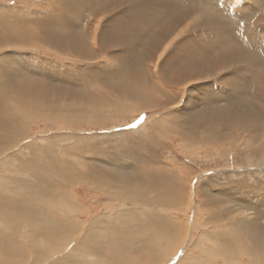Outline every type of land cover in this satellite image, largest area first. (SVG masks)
Returning <instances> with one entry per match:
<instances>
[{
	"label": "bare ground",
	"instance_id": "bare-ground-1",
	"mask_svg": "<svg viewBox=\"0 0 264 264\" xmlns=\"http://www.w3.org/2000/svg\"><path fill=\"white\" fill-rule=\"evenodd\" d=\"M0 1L10 2L11 0ZM150 1L154 4L157 2V0ZM209 1H201L204 5L199 9L193 8L194 14L191 16H193L196 22L200 18L199 15H204L207 11L220 8L217 0ZM254 6H252L253 10H255ZM262 6L263 3L260 2L259 7ZM116 7L118 5H114L115 9ZM166 9V11L171 13V17L169 19L163 18L164 21L159 20L162 24L165 23L166 27L161 32L159 30V33L151 38H141L147 29H145L144 24L139 27V29H143L139 34L130 33L133 38H128V40L131 41L128 42L125 39V43H123L120 39L117 45L123 51L131 52L133 56L125 55L120 57L115 64L113 73L106 75V77L99 76L98 80H94V84L91 85L79 86L74 83H70L73 86L65 85V82L61 79H55V76H52L51 79L56 80V84L53 83L54 81L44 82L41 77H35L31 72L24 70L18 64L14 66L7 62L8 60L1 61L0 181L6 184L3 188L5 192L9 185L13 186L9 189L12 194L11 200L6 203L0 201V264H42L46 261L51 247L55 246V244L58 245L62 242L71 241L80 235L81 232L83 240L78 242L80 245V248L77 249L79 251H77L78 255L73 256L72 259L66 260L64 258L67 264H88V257H90L91 253L96 258L95 264H122L127 258L133 257V254H129V251H132L134 254L135 252H139L140 261L144 264H160L176 248L182 234L181 231V234H179V226L171 224L164 216L155 214L147 206L154 203L153 205L175 209L177 204L179 205V202L183 201L184 195L179 190L181 187L179 176L182 174L176 173L179 171L175 173L173 171L170 172L169 169L163 166L157 168L148 167L146 164L150 162V159L139 157L135 152H131L130 156H127L129 157V163L127 160L118 159L114 155H104L102 157H106L105 159L107 160V163L104 164L105 166H99L97 162H91V164L85 162L83 151L81 153L84 156L79 155L81 161L78 159L71 160V149L62 147L61 143L64 140L59 135L54 137L51 144L45 146H36L37 144L19 146L20 141L26 139L31 134L28 125L33 121L43 120L42 122H46L47 120L55 119V124L58 121L71 127H80L82 124H97L109 119V116H106L108 114L106 109L110 110L114 115L117 112L126 110L128 108L126 103H133L134 106L130 105L133 110H142L150 108L155 98H161L157 94L160 95L163 92L161 93L158 87L150 84L147 78L146 66L149 62L148 59H151L149 52L158 42L164 41L163 44L166 43L164 53L168 49L170 50V45H172L173 41L180 35H183L184 32V30L181 32L177 30V27L181 23H184V20L181 21V19V22H176V20L184 15H188V10H184L182 14L179 10L172 11L168 8ZM105 10L110 11L109 8ZM6 11L8 12V9ZM72 11V13H78L76 8H72ZM223 12L217 14L216 20L222 22V26L230 30L228 33L227 30L225 32L229 39L223 34L224 30L222 31L223 33H220V30L218 31L219 33L215 31V35L210 36L208 28V34L206 33V41L208 43L203 39L196 40L192 35L187 38L183 36L185 38L184 42L180 43L176 48H181L184 51V57L186 58L184 61L186 60L189 63L186 67H191V64L193 66L198 64L201 71L209 70L215 72L219 70L222 72V69L225 68L223 67L224 65L230 67L235 61L241 63L242 61H250L251 58L257 63L261 58L263 59L262 56L264 54L260 53L257 49L262 46L261 42H258L257 39L251 40L250 38L253 37L252 33L250 38L247 34L244 39L248 37L252 45L259 44L256 48H250L245 43L246 41L235 38L231 26L234 20H239L238 16L230 14V11L227 12V9L223 10ZM239 16L243 19V16L249 17L250 22L251 19L256 18L249 9L244 10ZM226 17L232 18V21L230 20L231 23H229ZM225 18L226 20H224ZM150 22L155 23L156 19L153 18ZM159 22L156 24L159 25ZM154 23L150 27L156 26ZM75 24L77 23L75 22ZM9 25L6 20L0 19V30L2 29L10 33L3 42L8 43L11 39L14 41L23 40L22 42H24L30 38L25 39L22 36L20 37L19 34L12 31ZM56 28L58 34L56 36H45V40L43 39L44 44H49L52 49L58 50L60 54H71L77 59H84L85 61L94 59L92 50L82 42V39H86L85 35H80L77 29L70 26L58 25ZM28 34L30 35V33ZM47 35L50 34L47 33ZM137 38H140V41H142H135ZM31 41L28 43L32 45ZM36 42H40V40L37 41L36 39ZM8 46L11 47L10 45ZM17 46L15 47L17 48ZM38 46L41 48V45ZM19 47L22 48V46ZM213 47L215 49H212ZM59 53L55 52V54ZM123 54L125 53L123 52ZM180 54V51L172 53L171 59L174 62H170L169 66L171 68L167 67L169 70L172 69L171 72L182 68L179 61H175L176 58H179ZM191 57L194 60H191L190 64L189 59ZM158 58H161V56L159 55ZM257 69L260 70L261 68L257 67ZM154 70H150V72L152 71L153 73ZM247 72L243 70V72L241 71V73L234 77L231 74L229 78L221 79L222 86L214 87L215 85L209 84L212 87H208L206 86L207 83H205L203 85L204 88L202 87V89L196 91L194 97L186 101L184 112L178 113L176 117H172L170 116L174 113L172 111L168 114L167 118L159 120L158 128L162 136L171 133L172 135H170L173 137L172 142L179 141L182 149L190 148L193 150L202 142L217 141L220 136H224L226 144H229L234 137L236 138L239 135L235 131L229 134L228 129L231 128L241 131V134H250L251 137L245 140L243 151L252 150L256 152L255 148L260 145L264 149V102L259 101L253 108L245 104L244 89L259 91L258 88H254L255 80L249 81L250 79L245 76L246 74L250 77L251 74ZM84 84L86 83L84 82ZM260 90H264V84ZM227 91H231V95L221 103L217 104L215 101H211L215 95ZM162 95L164 96V98L162 97L163 99L167 96L164 93ZM163 99L159 101L164 103L166 100ZM177 108H179L178 105ZM54 123L48 122L47 128H57ZM241 143L243 145L242 141ZM220 144L221 142H217L214 147ZM72 145L74 144L72 143ZM10 149H14V151L5 156ZM210 151V149L206 150L207 158L212 156ZM3 155L5 157L1 158ZM89 155L91 156V154ZM261 165L262 167L264 166V164ZM57 168L62 169L63 173L58 174L59 170ZM77 168H84L81 171L83 176L74 172ZM182 177L185 179V183H187L186 176L183 175ZM56 180H59L57 184H55ZM77 183L96 189L100 193L107 195L111 200H120L121 202L126 200L132 204L131 206L135 204L139 205V207L134 208L135 210H125L117 214L110 212L111 217L99 218L96 216L85 229L83 226L85 222L77 220V217L83 216L85 213L69 198L72 194L70 192L71 187L77 185ZM150 194H153L154 199L152 197L149 200L148 196ZM248 195L245 194L244 197L249 198ZM245 200L246 202L248 201V199ZM236 204L242 209L246 208L244 204L242 205L237 202ZM59 210H63L64 212L59 213ZM205 214L207 219L203 224L206 227L207 233L203 234V238L215 249L213 248V250L209 251L203 246L200 248L196 246L200 256L208 257L214 262L218 258H221V262L223 263L220 264H226L227 260L225 258H232L237 253V249H241L242 252L239 253L243 254L246 259L242 264H264V228L256 220V217L261 218V216H264L263 213H260V211L251 213L254 217L246 216L243 218L240 216L241 219L245 220L236 218L234 219L235 222L232 220L227 228L226 225L224 227L220 226L219 222L216 221V217L214 218L216 214L214 208H211V210L208 208ZM146 221L150 224H146ZM208 226L212 228L209 229ZM90 230L101 234L102 237H87L86 233ZM20 232H26L24 233L27 237V239L24 237L26 239L25 242H21L17 238L19 237L18 235H23ZM209 233L213 236L210 237ZM141 236H143L142 239L140 238ZM182 236L184 237V235ZM135 241L137 245L132 244ZM180 241H182V238ZM127 250L128 252L125 254ZM32 256H34L33 262L30 259ZM180 260H177V264H215L197 256L183 257ZM65 261H59L57 264H65ZM238 263L241 264V261L234 264Z\"/></svg>",
	"mask_w": 264,
	"mask_h": 264
},
{
	"label": "rangeland",
	"instance_id": "rangeland-1",
	"mask_svg": "<svg viewBox=\"0 0 264 264\" xmlns=\"http://www.w3.org/2000/svg\"><path fill=\"white\" fill-rule=\"evenodd\" d=\"M23 1L24 0H11L10 2L0 1V19L6 20L7 23L10 24L9 26L12 31L19 34L20 37L22 36V38L25 39L30 37L24 42H22L23 40L14 41L11 39L7 43L3 42V40L7 38L10 33L2 29L0 30V49H2L0 50V70L2 69L1 61L8 60L7 62L11 65L15 66L18 64L22 66L24 70L31 72V74L35 77H41L44 82L54 81L53 83L56 84V80L51 79L52 76H55V79H61L65 82V85L70 86H73L70 83L78 84L79 86L91 85L94 84V80H98L97 78H99V76L106 77V75L113 73L115 64L120 57L125 55L133 56L129 51H123V49L117 45L118 41L120 39L123 43H125V39L128 42L131 41L128 40V38H133L131 34H139L143 30L139 29V27L144 24L145 29H147L141 38H151L152 36L158 34L159 30L161 32L162 29L166 27V24H162L161 21H164L163 18L169 19V17H171V13L166 11V8L172 11L179 10L182 14L184 13V10H188V15H184L183 17H180V19L176 20V22L184 20V23H181L184 25L180 24L182 27L180 25L177 27L178 31L181 32L184 30V32L183 35L177 37L173 41L172 45H170L172 48H170L171 51L167 48L168 50L164 53V46L166 45V43L163 44L165 42L164 41L158 42V44L149 52V56L152 60L148 59L149 62L146 66L147 78L149 79L148 81L150 84L158 87L161 90V93L163 92L164 95H167L165 99H163V93L160 95L157 94L161 98H155L151 105L152 107L150 106V108L142 110H133L130 105L134 106V104L126 103L128 108L122 112H117L114 115L110 112V110L106 109L108 112L106 116H109L107 121L99 122L97 124H82L80 127L76 126L77 128L64 125L63 122L58 121L55 124V119L47 120L46 122L44 121L45 123L42 122L43 120L33 121L28 125V129L31 134L28 135L26 139L20 141L19 146H27L28 144L45 146L51 144L54 137L59 135L62 136V139L64 140V142L61 143V145H63L62 147L71 149V160L78 159L81 161L79 159V155L84 154L85 156H83L85 157V162H97V165L105 166L104 164L107 163V160L105 159L106 157H102L104 155H114L118 159L127 160L129 163V157L127 156L131 154V152H135L139 155V157L150 159V162H147L146 164L148 167L157 168L163 166L169 169L170 172L173 171L175 173L176 171H179L176 173L182 174L179 176V181H181V187L179 190L184 195L183 201L179 202V205L177 204L175 209L160 205H153L154 203L147 206L148 209L150 207V210L155 212V214L164 216L171 224L175 226L178 225L179 234L182 232L181 236L184 235V237L180 236V240L182 238V241L178 240L179 243L176 248H174L173 252L168 254L167 257L160 262V264H177V260L181 261L180 258L182 259L183 257L188 258L197 256L206 260L209 259L208 257L200 256V254H198L199 250L196 248V246H198V248L203 246L209 251L214 248H212V245L207 243L203 238V234L207 233L203 222L207 219L205 212L208 208L210 210L211 208H214V212H216L214 218L216 217V221L219 222L220 226L224 227L226 225V228L228 227V224L236 218L239 220H245L241 219L240 216L243 218L246 216L254 217L251 213H256L257 211H260V213H263L264 215V166L262 167L261 165L264 164V149L261 148L262 146L260 145L258 147L254 146L256 147V152L252 150H242L245 140L251 137L250 134H241V131L229 128V134L233 131L239 134L236 137L238 140L234 137L231 141L234 144L230 142L231 144L229 143V146V144H226L224 136H220L217 141L208 143L202 142L192 150L190 148L182 149L179 141L172 142L173 137L171 136V133V135L167 133L162 136V133H160L158 128L159 120L167 118L168 114L172 111L174 112L170 115L172 117H176L178 116V113L184 112L183 110L186 107V101L192 99L196 91H199L202 87L204 88L203 85H205V83H207L206 86L208 87H212L213 85H215L214 87L222 86L221 82L223 78H229V75L231 74V76L234 77L241 73V71L243 72V70L248 71L247 73L253 75H250L249 77V75L245 74V76L250 79L249 81L253 79L255 80L254 83H256L254 84V88L256 87L259 89V91L244 89L245 104L250 108H253L259 101L264 102V90H260L261 86L264 84V56H262L263 59L260 57L262 61L260 60L257 63L250 58V61H245L246 63L244 61L241 63L235 61L230 67L224 65L223 67L225 68L222 69V72L219 70L212 72L209 70H199L200 67L198 64L193 66L191 64V60H194V58L192 57L189 59L191 67H186L189 63L186 60L184 61V59H186L184 57V51L181 48H176V46L184 42L185 38L191 37V35L196 40L203 39L206 41V35L208 34L207 28L209 29L210 36L215 35V31L219 33L218 31L220 30V33L224 32L223 34L227 39H229L227 33L228 31L230 32V30L223 27L222 22L216 20L217 14L224 13L223 10L225 9H227V12L230 11V14L236 17L238 16L239 20H234L232 23L233 25L231 26L233 28L235 38L246 41L245 43H247L250 48H256L259 46V44L252 45V43H250V39H257V41L261 42L260 44L263 46L264 0H217V4L220 8L207 11L204 15H199L200 18L197 22L193 19V16H191L194 14L193 8L199 9L204 5L201 1L209 0H157L155 4L150 0H25L27 3ZM260 2L263 3L262 7H259ZM114 5H118V7L115 9ZM253 5H255V10L252 8ZM72 8H76L78 13H72ZM106 8H109L110 11L105 10ZM6 9H8V12ZM247 9H249L252 15L256 17L255 19H251V22L249 17L247 18L243 16V19L239 16L240 13L242 14L244 10L246 11ZM152 15L153 18L156 19L155 23L150 22L153 20ZM188 16L190 17L187 18ZM226 18L229 23H231L230 20L232 21V18ZM226 18L224 20H226ZM29 19L32 21L31 23ZM160 19L161 21L159 22ZM75 22L77 24H75ZM158 22L159 25L156 24ZM153 23L156 24V26H154L155 28L153 27L154 29L150 27ZM58 25L70 26L71 28L77 29L80 35H85L86 39H82V42L85 45H88V47L92 50L94 59L85 61L84 59H77L71 54H60L58 50L52 49L49 44H44L43 41L45 40V36H56V34H58L56 30V26ZM226 30L227 33H225ZM28 33H30V35ZM47 33L50 35H47ZM251 33L253 34L252 38H250ZM247 34L250 39L248 37V39H244ZM36 39L37 41L40 40V42H36ZM30 41L32 42V45L28 43ZM135 41H140V38L135 39ZM13 43L15 46L18 45L25 48H18L17 46L18 51L20 50L18 52ZM38 45H41V48ZM262 46L257 49L260 53L264 54V46ZM212 49H215V47ZM121 50L125 54H123ZM54 51L60 55L55 54ZM176 51H180L181 53L180 56H178L179 58L175 59V61H179L180 66L182 65L183 70L182 68L180 69L181 74L179 69H173L174 71L172 72V69H167V67L171 64L170 62H174L172 61L173 59H171V55ZM159 55L161 58H158ZM174 55L176 56V54ZM257 67H260L261 69L259 70ZM150 70H154L153 73L152 71L150 72ZM84 82L86 84H84ZM156 83L158 84L156 85ZM230 95L231 91L222 92L215 95L211 101H215L219 104ZM161 99L166 101L161 103L159 101ZM177 105L179 108H177ZM237 112L239 111L237 110ZM48 122H53L57 128H47ZM241 141L243 142V145ZM217 142H221V144L214 147ZM72 143L74 145H72ZM208 149H210V152L212 153V156L209 158H207L206 152ZM12 151H14V149L7 151L5 156H8L12 153ZM81 151H83V154ZM92 154H94L93 157L95 159L92 157ZM5 156L3 155L1 158ZM72 163L74 162L72 161ZM57 170L60 171H58V174L63 173L62 169L57 168ZM82 170H84V168H77L74 172L83 176V174H81ZM183 175L186 176L187 183H185V179L182 177ZM1 182L2 181H0V201H4V203H6L12 198V194L9 189L13 185H9L5 192L3 188L6 184ZM58 182L59 180H56L55 184ZM36 185H38V183H36ZM3 192L5 193L3 194ZM70 192L72 193L71 197H69L70 200L75 202L85 213L83 216L77 217L78 221L85 222V224L83 223L85 229L86 226L88 227L90 225L96 216L99 218H106L109 217L111 213L117 214L118 212L125 210H135L137 206L139 207V205L135 204L134 206H131L132 204L126 200L123 202L120 200H111V198H108L104 193H100L96 189L86 187L78 183L77 185L71 187ZM245 194H250L248 195L249 198H245ZM152 197L154 199L153 194H150L148 196L149 200L152 199ZM245 199H248V201L246 202ZM236 202L242 205L244 204L246 206L245 209L247 210L242 209L236 204ZM59 211V213L64 212L63 210ZM256 220H258V224L260 223L259 225L264 228V216H261V218L256 217ZM146 224L150 223L146 221ZM210 228L212 227L210 226L209 229ZM24 233L23 235H18L19 237H17L21 240V242H25L27 239ZM82 235L83 234L81 232L80 235L76 237L73 236L75 237L73 240L68 241L70 240L68 239V242H62V245L60 243L58 245L54 243L55 246L51 247L46 261L42 264H57L59 261L64 262L65 259H72L73 256H77L79 252L77 249L80 248L78 242L83 240L81 238ZM209 235L210 237L213 236L211 233H209ZM86 236L91 238L102 237L101 234L92 232V230L88 231ZM24 237H26V239ZM140 238L142 239L143 236ZM132 244L137 245V242L135 241ZM127 252L128 250L125 251V254ZM236 252L238 254H234L232 258H225V260H227L226 264H234L238 261H241L242 264L243 261H246L243 254L239 253L242 252L241 249H237ZM129 254H133V257L127 258L122 264H141L142 261H140L139 252H135L134 254L132 251H129ZM30 259L31 262H33L32 260H34V256ZM88 259V264H95L96 258L93 253H91ZM208 261L214 262L212 259H209ZM221 261L222 259L218 258L214 263H223ZM65 264H67L66 261ZM142 264L144 263L142 262Z\"/></svg>",
	"mask_w": 264,
	"mask_h": 264
}]
</instances>
